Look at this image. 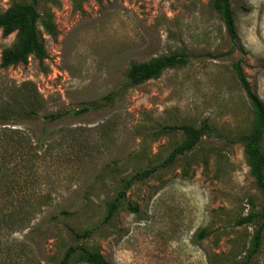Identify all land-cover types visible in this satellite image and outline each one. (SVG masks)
Here are the masks:
<instances>
[{
    "label": "rangeland",
    "instance_id": "obj_1",
    "mask_svg": "<svg viewBox=\"0 0 264 264\" xmlns=\"http://www.w3.org/2000/svg\"><path fill=\"white\" fill-rule=\"evenodd\" d=\"M31 1L56 34L38 21L45 57L4 66L20 32L0 29V264H60L74 245L110 264L242 261L263 224L264 192L236 139L254 111L233 63L243 59L264 103V0H230L244 55L213 0H0V12ZM172 53L186 62L129 82L133 64ZM202 123L215 132L163 164L183 140L164 127ZM153 166L104 222L121 178ZM70 228L91 234L77 239ZM68 264L89 263L75 253ZM250 264H264V227Z\"/></svg>",
    "mask_w": 264,
    "mask_h": 264
},
{
    "label": "trees",
    "instance_id": "obj_2",
    "mask_svg": "<svg viewBox=\"0 0 264 264\" xmlns=\"http://www.w3.org/2000/svg\"><path fill=\"white\" fill-rule=\"evenodd\" d=\"M213 6L220 15L231 43L236 47L241 55H244V48L240 44L230 0H213ZM38 21H41L44 30L49 34H56V27L51 19V16H43L38 11L35 1L15 3L10 5L3 12H0V29L2 30V34L8 35L17 29L20 32L18 44L4 54L1 62L2 65L5 66L19 62L26 63L30 55H34L39 59L45 57L46 52L43 38L41 37L37 27ZM185 62V55L176 53L162 55L155 57L148 62L133 64L130 67L127 76L131 84H138L150 78L159 76L161 71L165 68ZM242 62L243 59L239 58L233 63V72L254 111V121L250 131L246 134L236 136V139L241 140L244 143L250 172L255 178L257 187L264 192V152L260 146L261 137L264 133V103L259 95L253 90L251 83L247 79L242 68ZM94 108L95 107L91 104L75 111L50 113L44 115V117L49 121H57L69 113L80 114ZM164 128L167 130H179L183 135L181 143L175 146L164 160L163 164L166 165L170 164L177 155H182L185 152L193 150L202 136L206 133L215 132V129L210 127L207 123H202L199 127H194L189 124H181L168 125ZM157 168L158 166H153L140 171L135 170V172H133L129 177L121 178V187L117 188L115 196L105 203L106 209L103 221L108 222L113 217L115 211L125 198L126 189L133 181L141 180L150 176L157 170ZM131 210L136 212L137 208L131 207ZM260 217L263 220L262 223L264 224V211L260 213ZM251 219L252 217L249 215L242 218L240 222H249ZM263 224L256 229L244 259L235 264H250L253 256L257 254L261 244V232L264 227ZM70 231L77 239L87 238L91 234L90 229L79 232L70 228ZM199 233L200 236L201 234H205L204 231H200ZM75 253H79L80 257L89 264H110L97 250L88 249L82 245L69 246L64 252L60 264H68L71 257Z\"/></svg>",
    "mask_w": 264,
    "mask_h": 264
}]
</instances>
